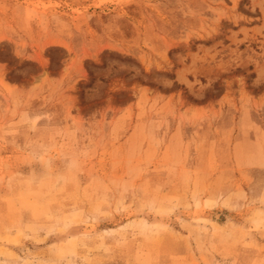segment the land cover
Instances as JSON below:
<instances>
[{"label": "rangeland", "instance_id": "374dc122", "mask_svg": "<svg viewBox=\"0 0 264 264\" xmlns=\"http://www.w3.org/2000/svg\"><path fill=\"white\" fill-rule=\"evenodd\" d=\"M0 264H264V0H0Z\"/></svg>", "mask_w": 264, "mask_h": 264}]
</instances>
